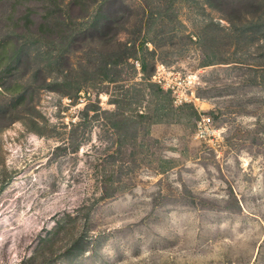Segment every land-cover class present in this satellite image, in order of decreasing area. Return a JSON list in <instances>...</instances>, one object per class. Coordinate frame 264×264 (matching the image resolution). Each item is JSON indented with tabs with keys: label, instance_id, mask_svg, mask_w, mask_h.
I'll use <instances>...</instances> for the list:
<instances>
[{
	"label": "rangeland",
	"instance_id": "374dc122",
	"mask_svg": "<svg viewBox=\"0 0 264 264\" xmlns=\"http://www.w3.org/2000/svg\"><path fill=\"white\" fill-rule=\"evenodd\" d=\"M71 1H28L13 28L24 9L0 0V42L23 45L0 50V264H264V0L103 4L109 49L133 54L114 82L92 28L37 55L96 8ZM45 7L54 37H23Z\"/></svg>",
	"mask_w": 264,
	"mask_h": 264
},
{
	"label": "trees",
	"instance_id": "16d2710c",
	"mask_svg": "<svg viewBox=\"0 0 264 264\" xmlns=\"http://www.w3.org/2000/svg\"><path fill=\"white\" fill-rule=\"evenodd\" d=\"M39 2L41 1L42 4L46 5L49 4L48 0H14V2L11 5V9L14 11L16 6H19V8H23V12L20 11V13L22 14L21 17L18 16L15 18L16 22L14 23L13 28H18L19 26V22H22V20H25L27 23H29V25H34L36 21H34V16L39 14L34 7H30V6H24L27 4V2ZM82 1V0H81ZM89 1L90 0H86ZM111 0H95L96 5H95V9L92 10L90 12V14L87 16L86 20L81 22V23H77L78 26V30L79 32H75L72 30V25L70 23H67L65 18L62 16H60V18H57V20L55 21V23H53V25L58 29L57 32L55 33L58 37L55 38L53 36V32L50 31L49 29V21H50V17L52 15L53 12H49L47 11V8L45 7V11L41 14L42 16H40V20L41 22H37L39 25L37 26V30L35 32H30L29 34H27L26 36L23 37H27L33 34V37H38L39 39H43L45 40L47 37L53 36L54 39L50 42L49 47L47 46L46 48L41 47V43L42 41L39 43L38 48H39V52H38V56L39 57H43L44 59L47 60V66H50L52 62H56L54 61L55 58L53 59V61H51L52 59V53L53 51L50 49V46L52 47V49H56V47H59L57 49L58 53L63 52V48H61L64 44H69V40L72 36H82L83 38L87 39L88 36L86 32L92 28L93 33L92 36H96L99 35V37H96V39H98L99 42L103 43V50L99 51L98 54L95 53V57L92 58L91 62H94L96 65V69L94 72L96 77H99L100 79L107 81V82H114L115 79L112 77L111 72L113 70L116 69L117 66L123 64L125 62V59L129 58L130 56H132L133 54L131 53H127V52H123V51H116V50H111L109 49V44L113 41V34L111 36L112 33V29H114L115 25H118L120 21H122L123 19L120 17L119 12H117V16L112 17L111 14H108V16H105L102 13V6L103 4H106L108 2H110ZM172 2L174 0H171ZM73 4H76V0H72L71 1ZM116 2V1H115ZM95 4V3H94ZM9 16L7 18V20L11 19V12H9ZM123 16V15H122ZM49 23V25H48ZM255 27H262L264 26V22H259L257 21L256 24H254ZM23 28L27 29V31H29V29L31 28V26L28 28V25L24 24L22 25ZM81 29H80V28ZM264 28V27H263ZM46 38L44 37L45 35ZM22 37V35H21ZM58 40L60 42H58ZM9 43H7L6 41L0 42V50H2V58H4L7 61H16L17 63H20L22 60L20 57V52L22 51L23 45H20V47H17L15 49H13L12 51H6L7 46ZM57 44V45H55ZM46 49V50H44ZM47 50H50L47 51ZM45 52H48L49 55H47ZM59 55V54H58ZM60 70H58V75L59 76V81L56 82L55 86L58 87H73L71 89H75V88H79L80 84H76L75 86H72L73 82L68 80L72 70H66L65 68H59ZM149 78H147V82H146V88L147 89H152V88H157L158 86L150 81H148ZM164 89L162 88H158L157 91H160L164 94V96L166 97V91H163ZM69 91V90H68ZM167 93H169V91H167ZM130 119H128L127 117L121 116V119L117 121L118 124H126L127 121H129ZM112 126H115V123L112 124ZM113 173L111 172V175ZM109 181V180H108ZM32 259H28L26 262H24L23 264H31Z\"/></svg>",
	"mask_w": 264,
	"mask_h": 264
}]
</instances>
